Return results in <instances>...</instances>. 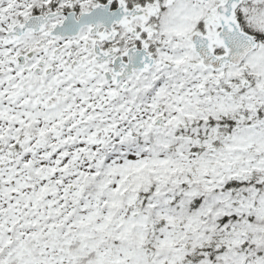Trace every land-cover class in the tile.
<instances>
[{
	"label": "snow or ice",
	"instance_id": "6c2138e0",
	"mask_svg": "<svg viewBox=\"0 0 264 264\" xmlns=\"http://www.w3.org/2000/svg\"><path fill=\"white\" fill-rule=\"evenodd\" d=\"M0 264H264V0H0Z\"/></svg>",
	"mask_w": 264,
	"mask_h": 264
}]
</instances>
